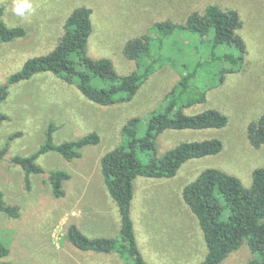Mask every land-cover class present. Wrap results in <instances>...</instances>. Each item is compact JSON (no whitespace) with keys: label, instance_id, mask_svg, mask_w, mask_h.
Masks as SVG:
<instances>
[{"label":"rangeland","instance_id":"374dc122","mask_svg":"<svg viewBox=\"0 0 264 264\" xmlns=\"http://www.w3.org/2000/svg\"><path fill=\"white\" fill-rule=\"evenodd\" d=\"M36 12L24 20L11 11L12 0H0L1 19L9 27L22 26L26 35L0 42V85L21 68L30 57L44 55L57 44L63 24L75 8H91L93 31L87 42V55L108 58L117 74L135 69V61L122 53L124 43L148 32L155 23L171 20L182 23L191 12L202 13L209 4L234 9L242 21L238 31L246 43V53L238 71L220 72L224 62L206 63L194 76L192 85L207 86L206 99L185 109L189 114L215 108L228 117L222 128L165 130L156 141V154L162 157L182 141L218 138L223 148L215 155L188 159L169 178L137 176L134 180L131 217L136 240L148 264H198L206 253L203 233L196 216L182 199L183 187L207 168H216L241 180L252 182V171L264 167V145L252 147L247 125L264 113V0H35ZM167 44V43H166ZM184 45V44H183ZM166 50V48H165ZM222 50L219 48L218 53ZM184 62V60H183ZM180 64L157 66L141 83L133 98L124 103L98 105L88 100L76 83H66L51 72H39L31 79L9 86L0 112L9 119L0 122V147L10 134L5 159L0 160V190L4 202L18 206V215L0 212V241L9 249V264H125L115 253L82 251L66 238V228L74 221L87 237L117 236L120 213L108 193L100 169V158L122 141L121 128L129 119H140L143 134L149 113L164 104L180 79ZM189 68V67H188ZM191 69V68H189ZM192 86V87H193ZM53 141L75 140L95 131L96 145L82 148L81 156L70 161L56 152L38 157L46 171L61 169L70 174L62 182L64 194L52 193L47 173L30 176L9 162L14 155L27 156L42 144L49 124ZM147 153H140L146 162ZM225 210L222 218H226ZM264 223V218L262 219ZM252 253L246 242L219 264H248Z\"/></svg>","mask_w":264,"mask_h":264},{"label":"trees","instance_id":"16d2710c","mask_svg":"<svg viewBox=\"0 0 264 264\" xmlns=\"http://www.w3.org/2000/svg\"><path fill=\"white\" fill-rule=\"evenodd\" d=\"M91 14V8L86 6L73 9L65 18L63 33L55 47L44 55L26 59L21 68L0 85V103L7 98L10 85L29 80L39 72H51L66 83H76L82 94L98 105L124 103L133 98L141 83L157 66L167 62L176 67L181 62L178 83L167 92L160 109L149 113L143 134L139 135L140 119H129L121 128L120 144L100 158L104 183L119 209V234L90 238L74 221H70L66 228L67 240L77 249L115 253L125 264H148L138 246L131 217L134 180L137 176L173 177L188 159L215 155L222 150L218 138L182 141L158 157L156 141L165 130L222 128L227 124L228 117L215 108L194 114L185 109L206 99L209 88L200 83L192 85V79L198 77L197 72L204 64L224 62L228 65L219 73V82H222L224 73L236 72L240 68L238 65L246 53V43L238 32L242 21L236 10L209 4L202 13H189L182 23L171 20L155 22L147 33L124 43L122 53L136 62L137 69L119 75L110 59H94L87 55V42L93 31ZM1 15L2 8L0 42H10L26 35L25 28L7 26ZM219 48L222 50L220 54ZM8 119L7 114L0 112V122ZM53 132L50 123L44 141L33 153L14 155L9 162L23 170L27 188L31 175L47 173L52 193L59 197L64 194L62 182L70 174L61 169L46 171L36 162L38 157L56 152L70 161L81 156L83 147L98 144L100 136L93 131L75 140L55 143ZM17 135L10 134L0 147V160L5 159L9 141ZM246 137L254 148L264 145V113L247 125ZM140 153H147L146 162L140 160ZM182 199L196 216L205 241L206 253L198 264H219L244 242L252 253L248 264H264V167L253 169L249 187L222 170L207 168L183 187ZM18 209V206L4 202L0 190V212L16 217ZM225 210L228 215L223 219ZM8 254V247L0 241V264H9L5 260Z\"/></svg>","mask_w":264,"mask_h":264},{"label":"clouds","instance_id":"9594fccd","mask_svg":"<svg viewBox=\"0 0 264 264\" xmlns=\"http://www.w3.org/2000/svg\"><path fill=\"white\" fill-rule=\"evenodd\" d=\"M36 7L35 0H12L11 11L15 16L27 20L35 14Z\"/></svg>","mask_w":264,"mask_h":264},{"label":"crops","instance_id":"0c3cea01","mask_svg":"<svg viewBox=\"0 0 264 264\" xmlns=\"http://www.w3.org/2000/svg\"><path fill=\"white\" fill-rule=\"evenodd\" d=\"M79 227V226H78Z\"/></svg>","mask_w":264,"mask_h":264}]
</instances>
